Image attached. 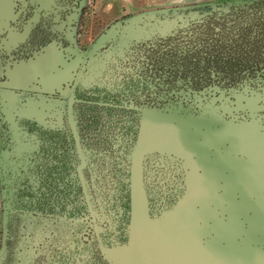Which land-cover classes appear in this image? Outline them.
Listing matches in <instances>:
<instances>
[{"label":"flooded vegetation","instance_id":"af4514ba","mask_svg":"<svg viewBox=\"0 0 264 264\" xmlns=\"http://www.w3.org/2000/svg\"><path fill=\"white\" fill-rule=\"evenodd\" d=\"M47 1L0 0V264H164L188 234L183 264L264 256V169H192L146 129L149 115L208 109L212 129L264 140V47L246 55L264 37V0L220 4L217 22L190 19L165 37L155 19L132 20L83 45L39 28ZM136 28L149 37L125 38ZM235 55L246 59L220 67ZM22 61L52 70L18 84Z\"/></svg>","mask_w":264,"mask_h":264},{"label":"rangeland","instance_id":"374dc122","mask_svg":"<svg viewBox=\"0 0 264 264\" xmlns=\"http://www.w3.org/2000/svg\"><path fill=\"white\" fill-rule=\"evenodd\" d=\"M232 1L235 2L236 0H48L43 6L44 20L39 21V28H43L47 33L58 34L59 37L68 40L77 39L83 45L84 42L93 41L99 35L104 34L105 31L107 33L111 32L110 30H114L113 28L116 27L122 26L124 33L127 32L130 28H128V23L132 20H142L144 18L146 19L145 22L149 24V19L152 20V18L155 21L173 20L174 18L178 20L179 16L197 13L199 15V18L196 17L197 19L205 17L207 21H212V18L217 15L212 10H215L220 4L228 3V6H230ZM228 9L229 7L225 8V10ZM190 19L195 20L189 17L188 21L185 20L184 23L190 22ZM178 26H183L181 20L177 21ZM241 43H243L242 40ZM259 44L260 49L259 46L249 47L248 51L250 53L247 52L246 55H258L259 50L264 47V37H262ZM239 45L235 44V47L238 46L239 48ZM134 54L144 56V52L139 50H135ZM144 58L149 60L148 56H144ZM234 59L246 58L235 55L234 58L221 59L220 67H227L230 61ZM46 60L47 58L44 59L43 64L46 63ZM163 61L168 63L167 59ZM156 63L158 64V62ZM43 64L38 63L24 68L21 73L17 74L16 82L28 85L33 83L37 76L52 70L51 64L46 68ZM173 67L180 70L185 68L183 61L181 65H173ZM248 103L250 104V101ZM217 120L216 112L208 109L203 112L202 117L196 119L192 115L180 117L173 114L162 117L153 114L147 116L146 129L147 133L150 134L151 127L154 126L157 138L156 144L177 151L179 155L187 159V164L192 169L200 168L213 172L228 168L239 171H248L255 168L257 170L264 169V166L258 165L261 159L264 160V140L254 138L247 128H232L221 124L220 127L212 129L210 123ZM189 126L195 128L193 132L188 131ZM198 126L206 129L203 132L201 141L194 138ZM240 134H243V136H239ZM221 139L230 141L229 150L243 152V154L249 155L251 160L243 163L230 158L232 151H228L227 147L220 142ZM219 147H223V149L221 150ZM224 151V154L221 153ZM207 155H214L213 159L208 161ZM181 257V261H183V255ZM162 259H165L164 255ZM169 262L170 258L164 264H169ZM175 262L176 257L174 256L172 263Z\"/></svg>","mask_w":264,"mask_h":264},{"label":"water","instance_id":"95a60500","mask_svg":"<svg viewBox=\"0 0 264 264\" xmlns=\"http://www.w3.org/2000/svg\"><path fill=\"white\" fill-rule=\"evenodd\" d=\"M189 17H191L192 19H195L196 17L199 18V15L197 13H193L190 15H183V16H179L178 20H181L182 25H183L185 20L188 21ZM0 18H1V15H0ZM178 20L177 18H174L173 20L165 19L163 21L156 20L154 29L152 30V34L159 35L161 37L167 36L172 31V29H175L177 27ZM180 27H183V26H180ZM145 37L146 38L149 37L148 31L144 29L136 28L135 30L129 31L125 38L134 39V38H145ZM15 65H16L15 66L16 68L13 71V73H15L16 71L21 72L24 68L34 65V63L33 61H29V62L22 61V62H17ZM33 87L35 86L33 85Z\"/></svg>","mask_w":264,"mask_h":264},{"label":"bare ground","instance_id":"6f19581e","mask_svg":"<svg viewBox=\"0 0 264 264\" xmlns=\"http://www.w3.org/2000/svg\"><path fill=\"white\" fill-rule=\"evenodd\" d=\"M193 238L194 236L192 234H188L186 237H180L179 239H177V241H172L173 244H170L166 249V252L164 253L165 259L163 260V262L165 263V261L170 258L169 264H173L172 258L175 256L176 262L174 264H183V262L186 261V257L183 255V249L192 247ZM182 255L183 261H181ZM236 258V261L241 264H250L254 263V261L260 264H264V256L254 258L253 255L241 252L236 254Z\"/></svg>","mask_w":264,"mask_h":264},{"label":"trees","instance_id":"16d2710c","mask_svg":"<svg viewBox=\"0 0 264 264\" xmlns=\"http://www.w3.org/2000/svg\"><path fill=\"white\" fill-rule=\"evenodd\" d=\"M215 18H212V21H207V19H205V22H208V23H212V22H217V20H214Z\"/></svg>","mask_w":264,"mask_h":264}]
</instances>
